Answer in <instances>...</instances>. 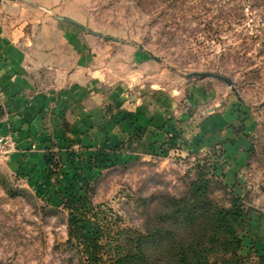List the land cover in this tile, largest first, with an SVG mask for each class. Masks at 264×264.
I'll return each instance as SVG.
<instances>
[{
    "label": "rangeland",
    "instance_id": "obj_1",
    "mask_svg": "<svg viewBox=\"0 0 264 264\" xmlns=\"http://www.w3.org/2000/svg\"><path fill=\"white\" fill-rule=\"evenodd\" d=\"M41 34L45 53L77 55L65 70H84L106 117L95 133L68 124L43 139L33 132L23 148L11 129L0 130V264H81L67 244V190H88L103 218L143 231L144 200L182 196L199 168L213 177L216 201L243 200V254L257 260L264 0H0V43L20 44L48 82L66 71L61 60H38ZM207 73L230 79L235 91ZM48 154L56 175L47 173Z\"/></svg>",
    "mask_w": 264,
    "mask_h": 264
},
{
    "label": "trees",
    "instance_id": "obj_2",
    "mask_svg": "<svg viewBox=\"0 0 264 264\" xmlns=\"http://www.w3.org/2000/svg\"><path fill=\"white\" fill-rule=\"evenodd\" d=\"M45 160L47 173L56 175V155L48 154ZM213 182L199 168L182 196L145 199L143 231L121 229L103 218L88 190L85 196L67 190V197L60 194L69 217L67 244L77 250L81 264H264V253L255 251L257 260L243 254L241 234L249 225L243 200L233 196L229 206L222 205L213 197Z\"/></svg>",
    "mask_w": 264,
    "mask_h": 264
},
{
    "label": "crops",
    "instance_id": "obj_3",
    "mask_svg": "<svg viewBox=\"0 0 264 264\" xmlns=\"http://www.w3.org/2000/svg\"><path fill=\"white\" fill-rule=\"evenodd\" d=\"M3 34L6 35V31ZM43 34L36 43L38 60H61L64 66L60 71L65 72L69 60L72 62L77 55L70 56L69 49L61 52L63 55L58 51L45 53L40 47ZM74 45L77 43L72 45L73 48ZM21 47L11 40L0 43V130L8 132L11 129L12 139L22 148L32 145L33 132L41 134L35 139H43L44 134L61 130L63 124L80 133L99 131L106 115L100 95L91 93L93 84L85 77L84 70H67L63 73L65 76L45 82L38 66L34 68L35 65L27 62L28 53ZM255 251L264 253V228Z\"/></svg>",
    "mask_w": 264,
    "mask_h": 264
},
{
    "label": "water",
    "instance_id": "obj_4",
    "mask_svg": "<svg viewBox=\"0 0 264 264\" xmlns=\"http://www.w3.org/2000/svg\"><path fill=\"white\" fill-rule=\"evenodd\" d=\"M95 33V32H94ZM96 35H99L101 36V34H97ZM206 76H209V77H214V78H218V79H221V80H224L226 81L230 86L233 87V82L230 80V79H227V78H224L222 76H219V75H216V74H213V73H207V74H204ZM233 90L235 91V88L233 87Z\"/></svg>",
    "mask_w": 264,
    "mask_h": 264
},
{
    "label": "built area",
    "instance_id": "obj_5",
    "mask_svg": "<svg viewBox=\"0 0 264 264\" xmlns=\"http://www.w3.org/2000/svg\"><path fill=\"white\" fill-rule=\"evenodd\" d=\"M3 141H4V140H2V139L0 140V142H3Z\"/></svg>",
    "mask_w": 264,
    "mask_h": 264
}]
</instances>
